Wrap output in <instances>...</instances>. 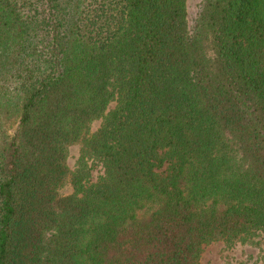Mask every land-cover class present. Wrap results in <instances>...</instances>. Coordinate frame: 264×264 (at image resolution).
Segmentation results:
<instances>
[{"label":"trees","instance_id":"trees-1","mask_svg":"<svg viewBox=\"0 0 264 264\" xmlns=\"http://www.w3.org/2000/svg\"><path fill=\"white\" fill-rule=\"evenodd\" d=\"M214 240L264 258V0H0V264Z\"/></svg>","mask_w":264,"mask_h":264},{"label":"rangeland","instance_id":"rangeland-1","mask_svg":"<svg viewBox=\"0 0 264 264\" xmlns=\"http://www.w3.org/2000/svg\"><path fill=\"white\" fill-rule=\"evenodd\" d=\"M200 0H186V18L189 27L192 26L196 16L198 3ZM99 119L90 123V130L94 129ZM78 153V144L73 143L68 146L67 164L73 167ZM98 165L91 169V178L93 179L98 172ZM71 190L69 183H65L59 188L61 194ZM197 264H264V258L258 253V247L235 242L230 245L225 244L222 240H214L202 246V250Z\"/></svg>","mask_w":264,"mask_h":264}]
</instances>
